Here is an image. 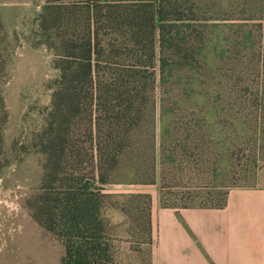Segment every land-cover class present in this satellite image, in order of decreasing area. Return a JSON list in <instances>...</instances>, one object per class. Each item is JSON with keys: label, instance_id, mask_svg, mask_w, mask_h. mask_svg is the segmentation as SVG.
Returning <instances> with one entry per match:
<instances>
[{"label": "trees", "instance_id": "obj_1", "mask_svg": "<svg viewBox=\"0 0 264 264\" xmlns=\"http://www.w3.org/2000/svg\"><path fill=\"white\" fill-rule=\"evenodd\" d=\"M53 1L57 78L30 217L62 246L61 264H113L105 186H157L161 208L219 209L256 176L264 0Z\"/></svg>", "mask_w": 264, "mask_h": 264}, {"label": "rangeland", "instance_id": "obj_2", "mask_svg": "<svg viewBox=\"0 0 264 264\" xmlns=\"http://www.w3.org/2000/svg\"><path fill=\"white\" fill-rule=\"evenodd\" d=\"M53 2L71 5L66 0ZM218 3L223 7L221 0ZM46 8L48 0H0V206L5 207L0 223L14 226H1V239L7 237L4 242L0 240V260L10 263L61 264L63 256L62 246L36 225L29 210L47 159L42 153V140L48 129V109L57 78L54 52L48 47L51 34ZM217 19L222 22L226 18ZM254 22L264 31V19L256 18ZM65 29L72 27L67 25ZM259 159L256 176L235 189H264V153ZM103 193L112 195L108 200L112 208L105 210L104 217L113 264L150 258L152 200L160 207L157 186L107 185ZM137 194L148 195L150 202L129 198ZM220 195L217 191L212 198L219 199ZM197 197L207 198L209 193L200 192Z\"/></svg>", "mask_w": 264, "mask_h": 264}, {"label": "crops", "instance_id": "obj_3", "mask_svg": "<svg viewBox=\"0 0 264 264\" xmlns=\"http://www.w3.org/2000/svg\"><path fill=\"white\" fill-rule=\"evenodd\" d=\"M151 217L152 256L128 264H264V189L230 190L219 209H166L152 200Z\"/></svg>", "mask_w": 264, "mask_h": 264}]
</instances>
